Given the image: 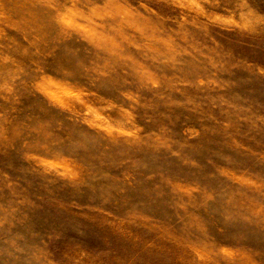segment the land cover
Segmentation results:
<instances>
[{
	"label": "rangeland",
	"instance_id": "rangeland-1",
	"mask_svg": "<svg viewBox=\"0 0 264 264\" xmlns=\"http://www.w3.org/2000/svg\"><path fill=\"white\" fill-rule=\"evenodd\" d=\"M0 264H264V0H0Z\"/></svg>",
	"mask_w": 264,
	"mask_h": 264
}]
</instances>
